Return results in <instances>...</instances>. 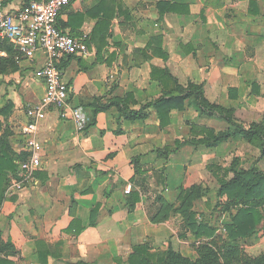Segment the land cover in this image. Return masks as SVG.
I'll use <instances>...</instances> for the list:
<instances>
[{
	"label": "crops",
	"instance_id": "crops-1",
	"mask_svg": "<svg viewBox=\"0 0 264 264\" xmlns=\"http://www.w3.org/2000/svg\"><path fill=\"white\" fill-rule=\"evenodd\" d=\"M23 1L3 5L13 10ZM56 24L88 48L85 56L59 62L69 106L82 107L88 121L93 97H101L96 107L120 98L135 110L163 92L174 95L188 81L202 86L209 103L232 107L236 119H264V0H74ZM43 63L37 53L0 74V139L5 136L16 164L27 157L26 105L45 91L34 76ZM60 114L49 108L38 119L41 167L20 190L12 186L16 171H7L1 187L0 258L11 264H124L135 245L164 250L185 223L176 212L155 216L160 181L164 201L176 208L187 188L230 178L219 172L220 152L232 144L240 154L257 152L241 137L211 148L188 142L192 123L226 129L200 113L191 97L169 109L148 107L134 121L112 105L82 131ZM244 155L233 163L235 171L262 157L251 162ZM128 185L138 201L125 191ZM203 197L191 208L201 218L207 214Z\"/></svg>",
	"mask_w": 264,
	"mask_h": 264
},
{
	"label": "trees",
	"instance_id": "trees-1",
	"mask_svg": "<svg viewBox=\"0 0 264 264\" xmlns=\"http://www.w3.org/2000/svg\"><path fill=\"white\" fill-rule=\"evenodd\" d=\"M29 0H24L23 4ZM0 49L5 50L6 58L0 57V74L4 72H13L16 70V61L14 59V51L10 44L5 40L2 41ZM59 68V64H58ZM176 82V81H175ZM176 86V85H175ZM174 95L163 94L154 101L140 105L138 109H131L122 99L115 98L109 101V105L96 107L95 103L101 101V97H93L87 106L91 109L88 115L89 121L86 129L95 124V116L98 112L107 109L109 106H116L119 113L124 119L134 121L143 117V110L154 106L156 108L165 107L169 109L178 105L187 98H192L195 107L200 113L210 118L218 119L226 124L224 131H215L213 128L192 123L190 125V139L188 142L195 146H203L206 148L215 147L230 138L241 137L244 141L257 147L260 156L264 155V119L259 123H244L236 119L233 115L232 107H222L209 103L204 97V91L201 85L187 82L185 87L176 86ZM170 96V97H169ZM170 101L175 103L167 105ZM181 107V106H180ZM5 136L0 139V204L2 201V185L6 180L7 171H16L18 164L11 155V151L4 144ZM232 169V176L228 179H219V188L217 195L226 197L227 203L235 208V212L229 217L225 224L228 241L234 242L238 238H247L264 228V215L259 211L258 207L264 204V170H260L255 163L247 170L235 171ZM161 189L155 194L154 201L159 205L155 216L161 214L164 218L170 213L176 212L184 220L185 228L191 232L196 238H210L214 235L215 229L201 218L197 217L196 212L191 208L198 198L203 197L204 190L201 185L191 186L187 188L184 195L181 196L179 204L176 208H171L164 201L162 192L165 190V184L161 180ZM109 189L106 190V195ZM133 202L139 200L136 191H130ZM171 209V210H169ZM228 210V209H227ZM154 216V218H155ZM184 236V235H183ZM182 236V237H183ZM208 243H204L200 248L202 250L196 258L188 259L184 257L178 250H174L171 243H168L164 250H155L147 242L132 247L124 264H221L216 251L208 247ZM234 250V245L230 247V253ZM45 264V260H41ZM0 264H11L6 259L0 258ZM242 264H264V251L255 257H245Z\"/></svg>",
	"mask_w": 264,
	"mask_h": 264
},
{
	"label": "built area",
	"instance_id": "built-area-1",
	"mask_svg": "<svg viewBox=\"0 0 264 264\" xmlns=\"http://www.w3.org/2000/svg\"><path fill=\"white\" fill-rule=\"evenodd\" d=\"M74 0H29L16 9L8 10L0 0V38L11 45L16 62L32 60L37 53L44 56L43 65L35 70V78L45 85L43 96L35 103L26 105L25 123L22 126L26 159L18 162L13 179V189L22 188V180L41 167V143L37 140L40 115L49 108L60 109L61 117L71 119L76 130L85 129L88 118L82 107L69 105V93L59 62L68 56L88 53L83 39L64 33L56 24L62 9ZM131 186L128 185V193Z\"/></svg>",
	"mask_w": 264,
	"mask_h": 264
},
{
	"label": "rangeland",
	"instance_id": "rangeland-1",
	"mask_svg": "<svg viewBox=\"0 0 264 264\" xmlns=\"http://www.w3.org/2000/svg\"><path fill=\"white\" fill-rule=\"evenodd\" d=\"M241 145H243V143H241ZM238 146V144H232L229 147L228 151L223 154L221 152L219 153L218 162H220V165L223 166V168L220 169L219 172L221 174L223 173L222 175H225L227 177L232 176V171H230V167H234L233 163L236 164L239 155L245 154L243 156V160L247 159V161L250 160L251 162L258 157L257 155H259V150L257 147H254V150L257 149L256 154L252 155L248 151L242 152L240 154L238 151ZM254 163L257 164L260 169L264 170V155L258 158V160H256ZM201 188L202 190H204L205 194L203 198H208L206 212L207 214L204 215L205 217H203V220L207 222V224H209L210 226L214 227L215 233L210 238L196 239L190 231H188L183 225H181L180 228L176 230V235L174 234L171 236V238H175L173 242L170 241L173 244V249L179 251V249L182 247V251L179 252L184 257L193 260L198 256V254L202 250V248H200L201 245H203L204 243H208V247L211 250L217 252L221 264H242V261L245 257H255L261 252H263L264 228H260L258 232H256L250 237L242 239L238 238L234 242L228 241L227 233L225 230V224L229 220L230 215L235 212V208L227 203L226 197H219L217 195L219 184L216 183L214 180L210 181L208 184H201ZM258 209L264 215V204L260 205ZM218 218L219 223H217ZM180 241L184 243H179ZM153 245V249L157 251L162 250L161 246L157 244ZM232 245H234V250L232 253H230L229 250Z\"/></svg>",
	"mask_w": 264,
	"mask_h": 264
}]
</instances>
